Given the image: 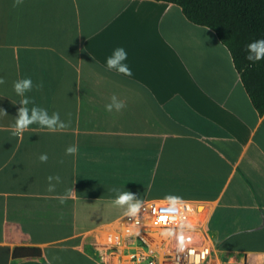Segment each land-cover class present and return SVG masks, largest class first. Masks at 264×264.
Returning a JSON list of instances; mask_svg holds the SVG:
<instances>
[{
    "label": "crops",
    "instance_id": "1",
    "mask_svg": "<svg viewBox=\"0 0 264 264\" xmlns=\"http://www.w3.org/2000/svg\"><path fill=\"white\" fill-rule=\"evenodd\" d=\"M117 47L131 77L104 66ZM26 76L43 84L34 102L66 129L12 135V84ZM0 77V264H102L95 241L126 217L114 188L142 206L181 196L202 211L214 264H264V116L229 50L179 6L0 0ZM113 94L125 108L108 113ZM50 175L61 178L53 191ZM17 248L36 255L14 259Z\"/></svg>",
    "mask_w": 264,
    "mask_h": 264
},
{
    "label": "clouds",
    "instance_id": "2",
    "mask_svg": "<svg viewBox=\"0 0 264 264\" xmlns=\"http://www.w3.org/2000/svg\"><path fill=\"white\" fill-rule=\"evenodd\" d=\"M17 4L22 3V0H16ZM247 60L260 61L264 59V39L254 40L247 45ZM128 59V53L123 47H117L113 50L112 54L106 58L104 66L109 71H114L117 74H123L124 76L131 77L133 75L131 68L126 63ZM5 83L4 79L0 77V85ZM43 87L42 82L40 84H34L31 76L17 79L12 84L13 92L20 99L17 104L21 105L18 109V114L15 117V122L11 126L14 131L12 135L19 136L28 129L31 125H38L41 128H45L48 131H58L66 129L69 122H65L61 119L59 112H52L51 115L47 108L41 107L34 102V98L29 95L33 89H40ZM125 108V103L118 99L113 94L111 96V102L105 105V110L108 113L120 112ZM6 114L5 110L0 108V115ZM78 149L75 145L69 146L65 149L66 154L75 155ZM49 159L47 153H42L39 156L41 162H47ZM48 190L53 191L56 184L52 181L55 180L60 183L61 178L59 176H48ZM113 193H116L114 197H110L111 204L113 206H119L125 208L124 215L128 217H136L140 212L142 205L145 203L143 198H138L136 193L129 190H122L119 188L112 189ZM67 196H73L74 191L68 190ZM63 202V201H62ZM163 204L167 205V212L170 215H162L158 220L154 221L156 224L167 223L170 219L173 223L178 225V230L172 228L166 229L162 235L165 238H172L175 240V248L177 252H184L189 245H191L196 237L191 234L193 229V222L188 220L184 214V207L186 202L179 195L168 193L164 196ZM191 209L189 208V212ZM203 255H207L205 250ZM103 258V257H102ZM231 264V262H229Z\"/></svg>",
    "mask_w": 264,
    "mask_h": 264
},
{
    "label": "trees",
    "instance_id": "3",
    "mask_svg": "<svg viewBox=\"0 0 264 264\" xmlns=\"http://www.w3.org/2000/svg\"><path fill=\"white\" fill-rule=\"evenodd\" d=\"M179 6L197 26L215 32L229 50L234 66L255 108L264 116V59L247 60V45L264 39V0H155ZM34 248H17V260L33 258Z\"/></svg>",
    "mask_w": 264,
    "mask_h": 264
},
{
    "label": "built area",
    "instance_id": "4",
    "mask_svg": "<svg viewBox=\"0 0 264 264\" xmlns=\"http://www.w3.org/2000/svg\"><path fill=\"white\" fill-rule=\"evenodd\" d=\"M184 214L193 222L191 234L203 240L200 231L202 211L198 207L185 205ZM162 215H170L166 204L149 203L142 206L136 217L126 216L115 227L105 231L94 243L101 263L214 264L211 259L212 251L204 240L199 242L195 239L184 252H177L175 240L165 238L162 233L168 228L178 230V225L171 219L167 223H154ZM205 250L206 256L203 255Z\"/></svg>",
    "mask_w": 264,
    "mask_h": 264
},
{
    "label": "bare ground",
    "instance_id": "5",
    "mask_svg": "<svg viewBox=\"0 0 264 264\" xmlns=\"http://www.w3.org/2000/svg\"><path fill=\"white\" fill-rule=\"evenodd\" d=\"M193 236L197 238V239H196L197 241L199 240V239H198L199 237H198L197 235H193Z\"/></svg>",
    "mask_w": 264,
    "mask_h": 264
},
{
    "label": "water",
    "instance_id": "6",
    "mask_svg": "<svg viewBox=\"0 0 264 264\" xmlns=\"http://www.w3.org/2000/svg\"><path fill=\"white\" fill-rule=\"evenodd\" d=\"M202 218H204V217H202Z\"/></svg>",
    "mask_w": 264,
    "mask_h": 264
}]
</instances>
